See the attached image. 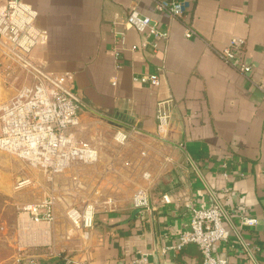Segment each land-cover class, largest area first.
Listing matches in <instances>:
<instances>
[{"label": "crops", "instance_id": "0c3cea01", "mask_svg": "<svg viewBox=\"0 0 264 264\" xmlns=\"http://www.w3.org/2000/svg\"><path fill=\"white\" fill-rule=\"evenodd\" d=\"M22 1L38 12L36 24L49 36L33 49L32 60L49 73L73 74L69 91L81 102L84 122L79 139L136 128L119 164L94 168V174L88 165L77 176L73 171L65 175L78 181L76 201L94 190L102 200L129 204L98 211L88 245L76 259L123 264L146 249L153 264H202L196 244L167 253L163 249L176 242L175 231L189 228L190 205L214 204L213 194L234 223L242 213L264 218V0H180L188 3L181 20L159 11L154 0ZM132 10L169 33L157 50L144 46L143 34L126 28ZM187 27L197 34L187 38ZM120 32L126 47L117 52ZM232 37L245 40L243 60L250 73L239 72L219 55ZM10 63L0 42V109L15 93L3 73ZM150 74L159 75V85L135 80ZM169 99L171 125L161 138L157 105ZM92 127L91 134L86 132ZM12 178V168L3 164L0 264H62L54 253L52 227L43 244L26 240L18 229L20 210L31 200L13 190ZM33 187L38 191L43 185ZM140 188L148 190L150 210L133 206ZM163 196L171 202L163 203ZM62 197L75 200L71 191ZM58 206L56 220L62 216ZM216 252L230 264H264V224L232 233Z\"/></svg>", "mask_w": 264, "mask_h": 264}, {"label": "built area", "instance_id": "2783aa9c", "mask_svg": "<svg viewBox=\"0 0 264 264\" xmlns=\"http://www.w3.org/2000/svg\"><path fill=\"white\" fill-rule=\"evenodd\" d=\"M156 8L168 13L173 19H183L188 3L180 0H154ZM38 12L22 0L0 1V42L6 48L11 63L3 72L7 82L15 87L14 95L3 105L0 112V150L29 162L33 167L47 172L53 181L56 175L64 174L74 164L92 163L98 160L97 148L88 140L78 137L81 127V102L69 91L73 74L49 73L42 63L32 60L34 48L48 42L47 31L37 24ZM128 29H134L145 36L144 46L158 49L160 40H168L169 33L149 16L132 10L125 22ZM197 33L186 28L185 36L190 38ZM245 40L232 37L219 55L241 73H250L252 68L243 60ZM125 46V34L120 32L115 50ZM133 46L132 49H137ZM136 81L160 84L158 74L138 77ZM171 99L157 105V135L166 137L172 120ZM135 126L127 132L118 131L114 139L123 147L129 142ZM29 181L20 182V186ZM229 189L225 188V192ZM215 196V203L198 206L190 205V222L186 230L174 232L177 240L165 247L163 253L178 251L186 245L196 244L203 256L202 264H230L227 257L216 252L218 244L227 243L232 235L245 227H257L264 224V218L240 214L239 223H234L223 205ZM162 202L170 203L168 196ZM57 198L49 192L44 199L25 204L20 210L18 229L26 240L46 243L49 229L56 223ZM133 206L150 210L147 189H138L133 197ZM67 216L89 242L95 228L96 210L93 204H87L81 210L71 208ZM245 243V242H244ZM88 245V244H87ZM86 245V246H87ZM246 251L253 256L249 245ZM62 264H89L85 259H76L71 254H58ZM29 264H37L33 260ZM58 264V263H56ZM123 264H153L146 249L139 250L134 258Z\"/></svg>", "mask_w": 264, "mask_h": 264}, {"label": "rangeland", "instance_id": "374dc122", "mask_svg": "<svg viewBox=\"0 0 264 264\" xmlns=\"http://www.w3.org/2000/svg\"><path fill=\"white\" fill-rule=\"evenodd\" d=\"M2 108L0 109V112L2 111ZM83 124L84 122L82 121L81 125ZM86 132L91 134L93 132V127L88 128ZM117 132V129H110L108 133L106 132V134L101 137L92 139L89 136L87 140L90 142L93 148H97L99 150L98 160L92 163L78 162L74 164L72 168H70L71 170L69 169L64 174L56 175L53 181L49 179V174L47 172L33 167L29 162L21 160L17 156L0 150V167H3V164H6V166L12 168L13 190L15 189L23 193L25 192V198L31 200L30 202H36L38 200L44 199V197L47 196L49 192H52L56 195L57 205H59L61 208L62 216L60 215L59 219L57 218L56 223L50 229V234L52 235V244H55L56 240V250L54 251L55 254L67 253L75 255L78 254L81 248L86 247L84 246V244L88 243V241L84 237V234L75 227L72 220L67 216V211L69 209L75 208L81 210L87 204H93L97 215L98 211L101 209L119 210L129 206V204H113L112 201L102 200L100 199V194L95 193L94 190H91L89 192L90 196L84 195L82 201H76L78 198V194L81 193V191H79V189L77 188L78 181L77 179L73 180L72 177L71 179H67V177L65 176L70 171H73L72 174H76L77 176L81 173V171L87 168L88 165L89 168L92 167L93 171L90 174H94V168L106 167L108 169H111V167L119 164V161L122 158L120 157V155L122 154L123 146L114 139ZM23 181L29 182L26 185L20 186V182ZM38 182H40L43 187H39L38 191H32L34 190L33 186L38 184ZM66 182L68 186L64 188V186L62 185ZM64 191H71L75 200L70 201L68 199H64L62 197ZM2 199L3 196L1 197L0 194V202L2 201Z\"/></svg>", "mask_w": 264, "mask_h": 264}]
</instances>
